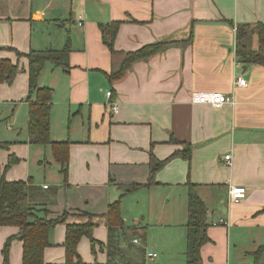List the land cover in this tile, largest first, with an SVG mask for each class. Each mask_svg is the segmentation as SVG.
I'll use <instances>...</instances> for the list:
<instances>
[{"label": "crops", "instance_id": "obj_1", "mask_svg": "<svg viewBox=\"0 0 264 264\" xmlns=\"http://www.w3.org/2000/svg\"><path fill=\"white\" fill-rule=\"evenodd\" d=\"M56 7L62 8L59 16L51 12ZM112 20L123 21L115 53L100 31L101 23ZM258 22H264V0H0V57L20 62L14 82L0 84V121L11 130L0 134V142H9L0 148V164L14 153L20 161L6 178L32 177L50 216L69 213L50 232L46 264L64 263L67 225L87 221L82 212L93 215L99 243L94 251L84 237L78 252L85 264H105L107 211L120 198L125 226L117 236L124 259L185 264L190 183L208 207L203 264L255 262L253 253L264 245V65L240 60L236 27ZM155 41L167 46L110 79L107 73L126 52ZM68 43L69 69L48 62L38 80L54 89L52 140L71 142L64 181L51 147L29 142L28 62L8 47L61 50ZM240 76L247 85H236ZM196 90L233 94L235 104L217 109L193 103ZM186 143L192 145L190 158L179 153ZM158 161L155 184L123 195L128 185L146 184ZM34 164L39 174L33 175ZM232 185L245 186L246 198L230 201ZM220 218L228 224H214ZM0 264H23L18 227L0 228Z\"/></svg>", "mask_w": 264, "mask_h": 264}, {"label": "trees", "instance_id": "obj_2", "mask_svg": "<svg viewBox=\"0 0 264 264\" xmlns=\"http://www.w3.org/2000/svg\"><path fill=\"white\" fill-rule=\"evenodd\" d=\"M122 23L121 20H112L100 24L102 41L112 53L117 52L115 42ZM251 30H256L258 34V47L256 49L249 48L245 43V38ZM236 38V52L240 60L264 65V22L256 23L255 27H251L249 24H239L236 27ZM166 46L167 42L155 41L128 51L125 53L119 67L107 74L111 80L119 79L132 67L134 62L148 58L160 52ZM8 49L13 50L18 56H25L28 62L29 94L26 99L29 102V142L51 147L55 160L60 163V173L64 181H67L71 142L69 140H52L51 112L54 89L49 86L41 87L38 80L48 62H52L54 65L66 70L69 69L70 44H66L61 50L52 48L44 50L31 49L28 52H22L13 47H8ZM19 67V59L13 60L9 57H0V84L13 83ZM8 147L9 142H0V148ZM179 153L186 158H190L192 145L186 143ZM19 161L20 158L11 153L6 165L2 166L0 164V228L9 225L20 229L21 234H23L21 236L23 241V264H46L45 249L49 245L50 232L58 223L65 222L69 213L65 211L59 216H50V210L48 207H44L43 195H40L41 193L37 192L38 188L32 185V177L18 180L6 178V171ZM161 165L162 161L156 163L152 169V177L146 184L133 183L128 185L124 188L123 195L140 187L155 184L153 174ZM80 214L88 216L89 219L85 222L69 223L67 225L64 242L65 261L63 264H85L78 252V245L82 238L88 237L90 239L94 251L99 243L93 235L96 225L92 220L93 215L87 212ZM207 214L208 207L198 194L197 185L190 183L187 221L188 251L185 264H203L202 248L210 241ZM107 219L110 234L107 245L108 260L105 264H139L131 260H125L123 249L119 244L117 233L125 226L121 198L109 204ZM11 242L12 237L6 241L4 253L7 254L9 251ZM263 253L264 245L253 253L256 257L255 262L247 264H264V262H261ZM118 256L120 259H118Z\"/></svg>", "mask_w": 264, "mask_h": 264}, {"label": "built area", "instance_id": "obj_3", "mask_svg": "<svg viewBox=\"0 0 264 264\" xmlns=\"http://www.w3.org/2000/svg\"><path fill=\"white\" fill-rule=\"evenodd\" d=\"M82 24V22H79ZM237 86H244L247 85V80L243 77H238L236 79ZM111 91H108V95L111 96ZM192 102L199 103V104H207L214 108H221L226 104H235V96L230 93H225L218 90H196L192 93ZM114 111L118 110V106L114 105ZM226 162L231 165L232 164V154L228 153L225 155ZM48 185H45L47 187ZM248 194V190L245 186L241 185H232L229 190V199L233 202H238L244 198H246ZM214 224H228V221L224 218H220L219 221L214 222ZM136 242L139 239H135ZM150 257L157 256V253L150 252ZM231 264V263H230Z\"/></svg>", "mask_w": 264, "mask_h": 264}, {"label": "rangeland", "instance_id": "obj_4", "mask_svg": "<svg viewBox=\"0 0 264 264\" xmlns=\"http://www.w3.org/2000/svg\"><path fill=\"white\" fill-rule=\"evenodd\" d=\"M75 20H77V18H76V16H75V18H74V20L73 21H75ZM73 24V23H72ZM245 40H247V42H249L250 44H253L254 42L255 43H258V34H257V31L256 30H251L249 33H248V35L246 36V38H245ZM5 124H6V122L5 121H0V134L1 133H3V131H8V132H11V130H8V129H6V126H5ZM36 165L37 164H34L32 167L34 168V171H33V175H35V174H39L40 172H38L37 170V168H36ZM49 175L50 174H46V178H47V182L49 183V184H52V179H53V176L51 175V178L49 177ZM41 181H43L44 179H45V173L44 172H42L41 173ZM53 186L49 189V190H46V192H51L52 190H53Z\"/></svg>", "mask_w": 264, "mask_h": 264}, {"label": "water", "instance_id": "obj_5", "mask_svg": "<svg viewBox=\"0 0 264 264\" xmlns=\"http://www.w3.org/2000/svg\"><path fill=\"white\" fill-rule=\"evenodd\" d=\"M51 12L54 13L55 15L59 16L62 14V8H59V7L53 8V9H51ZM245 67H246V65H245ZM22 235L23 234H21V236Z\"/></svg>", "mask_w": 264, "mask_h": 264}]
</instances>
